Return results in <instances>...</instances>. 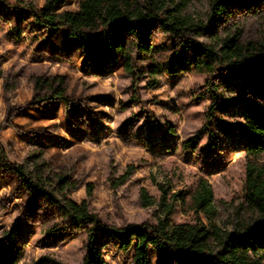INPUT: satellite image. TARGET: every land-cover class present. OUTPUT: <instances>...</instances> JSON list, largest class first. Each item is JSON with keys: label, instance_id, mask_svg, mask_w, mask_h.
Instances as JSON below:
<instances>
[{"label": "rangeland", "instance_id": "obj_1", "mask_svg": "<svg viewBox=\"0 0 264 264\" xmlns=\"http://www.w3.org/2000/svg\"><path fill=\"white\" fill-rule=\"evenodd\" d=\"M78 1L58 0L55 11L75 12ZM175 1L205 24L196 41L212 43L214 34L234 27L243 38H264V0H242L213 23L207 0ZM45 2L0 0V146L7 160L30 171L38 164L53 179L67 176L74 186L67 198L86 201L105 226L154 223L157 208L140 206L141 188L157 199L158 183L189 193L200 179L211 185L219 219L226 220L244 201V73L218 66L210 76L179 66L150 74L153 64L174 60L182 66L179 42L155 28L160 49L133 53L136 75H130L108 34L82 43L65 29L37 22L31 8L40 10ZM37 77L65 79L68 102H36L47 94L35 89ZM214 101L221 107L211 109ZM129 167V179L114 186ZM171 220L189 222L191 215L176 207ZM89 227L75 225L14 172L0 168V256L17 254L18 264H82ZM94 244L106 264H132L133 246L123 250L102 233ZM149 254L153 264H172L153 249Z\"/></svg>", "mask_w": 264, "mask_h": 264}, {"label": "trees", "instance_id": "obj_2", "mask_svg": "<svg viewBox=\"0 0 264 264\" xmlns=\"http://www.w3.org/2000/svg\"><path fill=\"white\" fill-rule=\"evenodd\" d=\"M57 1L46 0L40 10L31 8L35 20L51 30L65 29L69 39L82 43L108 34L110 45L122 55L124 69L130 75H136L133 53L149 55L160 49L154 41L155 28L179 42L177 57L183 67L169 60L167 64H153L150 74L155 76L179 66L182 70L210 76L218 66L234 67L244 73L249 96L242 133L245 138L244 201L223 221L219 219L213 190L207 180L200 179L189 193H172L169 184L158 183L157 199L146 188L139 191L142 208H157L152 213L154 223L109 227L89 211L86 201L77 204L67 198L68 190L74 188L67 176L53 179L38 164L33 171L11 164L1 146L0 168L14 172L35 195L50 200L75 225L90 226L82 264H106L94 244L97 233L114 236L123 250L133 246L132 264H153L149 249L172 264H264V38H243L242 31L234 27L223 36L214 34L212 43L196 41L195 38L203 36L205 24L185 14V3L175 0H79L77 11L56 13ZM241 1L207 0L208 21L213 23L220 16L229 17L232 6ZM65 84L61 77L35 78V89L47 92L36 102L56 99L67 103ZM214 107L221 104L214 101L211 109ZM132 170L133 167L127 168L114 186L125 183ZM54 180L57 194L52 185ZM86 193L91 195L90 185ZM176 207L182 214L191 215V221L174 224L171 216ZM0 264H18L17 254L0 256Z\"/></svg>", "mask_w": 264, "mask_h": 264}]
</instances>
